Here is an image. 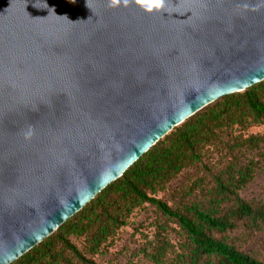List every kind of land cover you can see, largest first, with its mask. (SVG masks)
Segmentation results:
<instances>
[{
  "label": "water",
  "instance_id": "95a60500",
  "mask_svg": "<svg viewBox=\"0 0 264 264\" xmlns=\"http://www.w3.org/2000/svg\"><path fill=\"white\" fill-rule=\"evenodd\" d=\"M264 80V0H0V264L174 126Z\"/></svg>",
  "mask_w": 264,
  "mask_h": 264
},
{
  "label": "trees",
  "instance_id": "16d2710c",
  "mask_svg": "<svg viewBox=\"0 0 264 264\" xmlns=\"http://www.w3.org/2000/svg\"><path fill=\"white\" fill-rule=\"evenodd\" d=\"M259 125L264 127V80L174 126L10 264H98V253L114 245L130 215L145 204L156 214L155 235L141 249L152 264H264V256L243 246L264 234V200L241 195L264 160V132L248 133ZM183 171L188 176L173 186Z\"/></svg>",
  "mask_w": 264,
  "mask_h": 264
},
{
  "label": "rangeland",
  "instance_id": "374dc122",
  "mask_svg": "<svg viewBox=\"0 0 264 264\" xmlns=\"http://www.w3.org/2000/svg\"><path fill=\"white\" fill-rule=\"evenodd\" d=\"M263 133L262 125L253 126L248 133ZM264 152V144L263 149ZM189 171H183L177 179L172 182L173 186L180 184L188 176ZM241 195L245 198H256L264 200V160L261 162V169L258 170L253 182L241 190ZM156 214L153 206L145 204L136 209L129 217L128 222L117 234L114 245L105 247L96 256L98 264H126L133 261L137 264H152L147 260L142 248L148 245L155 235L156 226L154 221ZM171 242L176 249L178 237L174 231H168ZM245 250H253L264 256V234L259 233L254 239L243 244Z\"/></svg>",
  "mask_w": 264,
  "mask_h": 264
},
{
  "label": "clouds",
  "instance_id": "9594fccd",
  "mask_svg": "<svg viewBox=\"0 0 264 264\" xmlns=\"http://www.w3.org/2000/svg\"><path fill=\"white\" fill-rule=\"evenodd\" d=\"M123 3L127 6L129 3L137 6L146 14L160 13L165 10L166 0H108L110 8L116 7Z\"/></svg>",
  "mask_w": 264,
  "mask_h": 264
}]
</instances>
